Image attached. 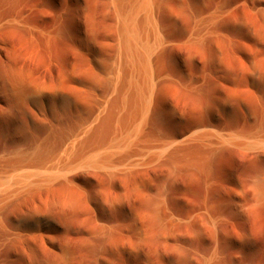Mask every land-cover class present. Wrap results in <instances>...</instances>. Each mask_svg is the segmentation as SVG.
Wrapping results in <instances>:
<instances>
[{"label":"bare ground","instance_id":"bare-ground-1","mask_svg":"<svg viewBox=\"0 0 264 264\" xmlns=\"http://www.w3.org/2000/svg\"><path fill=\"white\" fill-rule=\"evenodd\" d=\"M58 2L50 3L53 16L39 30L41 46L53 45L48 61L34 85L24 71L13 76L12 87L17 102L25 97L34 102L41 122L51 124L60 113L72 121L57 135L46 132L31 150L0 154V165L43 162L60 146L67 159L59 156L50 167L1 177L0 217L5 208L25 207L29 221L44 205L65 204L82 169L103 171L110 180L121 177L133 188L138 187V174L151 165L206 180L205 171L225 146L237 157L240 153L246 165L263 163L261 171L254 167L255 176L233 179L227 199L230 215L244 221L250 209L264 213V8L242 51L243 73H237L240 51L229 30L230 0ZM240 77L256 106L242 103V108ZM188 99L195 110L185 128L182 104ZM231 105L240 121L229 125ZM161 116L179 128L160 134L156 122ZM136 151L141 152L138 158ZM221 219L219 212L206 219L211 245L192 251L187 244L186 263L222 264L218 244L229 237L216 235ZM234 232L243 242L249 239L239 229ZM239 241L240 250L244 245Z\"/></svg>","mask_w":264,"mask_h":264},{"label":"rangeland","instance_id":"rangeland-1","mask_svg":"<svg viewBox=\"0 0 264 264\" xmlns=\"http://www.w3.org/2000/svg\"><path fill=\"white\" fill-rule=\"evenodd\" d=\"M50 3L59 5L58 0H0V154L4 156L31 150L46 132L57 135L72 121L70 115L60 113L51 124L41 122L34 102L28 97L17 102L12 87L13 76L24 71L29 72L34 85L48 61L53 45L49 49L41 46L39 30L53 16ZM263 8L264 0H230L229 30L240 51L234 66L237 73L244 69L242 51L255 35ZM239 88H246L243 77L237 84L239 102L252 104L254 98L247 89L239 92ZM182 110L181 124L188 128L195 110L193 101L186 100ZM229 115V125L240 121L232 105ZM156 124L164 136L179 128L163 116ZM222 124L219 121L218 126ZM62 149L56 148L54 155L30 166L0 165V179L21 170L50 167L59 156L67 159ZM217 151L205 171L206 180L189 171L169 174L165 167L151 165L138 174V187L133 188L121 177L110 180L103 171L82 169L75 174L77 187L65 204L44 205L29 221L25 207L5 208L0 217V264H199L195 259L186 263L184 250L187 244L192 251L211 245L212 232L205 222L217 212L223 220L216 235L229 237L218 244L221 263L264 261V213L250 209L244 221L234 220L227 204L233 179L253 177L263 163L246 165L241 154L233 155L227 146ZM140 153L136 151L134 158ZM254 167L260 170L253 171ZM20 216L23 219L18 221ZM237 228L249 237L247 241L236 235ZM238 241L244 245L240 250Z\"/></svg>","mask_w":264,"mask_h":264}]
</instances>
